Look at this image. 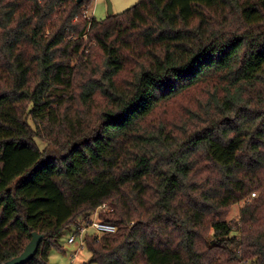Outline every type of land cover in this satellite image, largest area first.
I'll use <instances>...</instances> for the list:
<instances>
[{
	"label": "trees",
	"instance_id": "1",
	"mask_svg": "<svg viewBox=\"0 0 264 264\" xmlns=\"http://www.w3.org/2000/svg\"><path fill=\"white\" fill-rule=\"evenodd\" d=\"M92 3L0 0V264H264V0Z\"/></svg>",
	"mask_w": 264,
	"mask_h": 264
},
{
	"label": "rangeland",
	"instance_id": "2",
	"mask_svg": "<svg viewBox=\"0 0 264 264\" xmlns=\"http://www.w3.org/2000/svg\"><path fill=\"white\" fill-rule=\"evenodd\" d=\"M138 0H93L91 7L89 8V14L96 16L97 18H105L110 15V6L114 14L123 12L127 8L135 5ZM183 101H178V105ZM38 143L41 147H45L46 142L38 139ZM242 203L236 204L232 207L228 219L233 221L239 217V210ZM90 217H93L91 214ZM75 228L67 229L64 235L60 238L61 247H53L49 250V264H88L91 258V252L88 248L83 247L79 252H76L79 248L77 243H69V236L75 232ZM89 234H93L94 230L90 229ZM76 252V254H75Z\"/></svg>",
	"mask_w": 264,
	"mask_h": 264
},
{
	"label": "built area",
	"instance_id": "3",
	"mask_svg": "<svg viewBox=\"0 0 264 264\" xmlns=\"http://www.w3.org/2000/svg\"><path fill=\"white\" fill-rule=\"evenodd\" d=\"M102 210H108L112 211L113 208H111L107 203H104L100 207H98L93 212V217H90L89 219H86L76 230L74 233H72L69 236L68 242L69 243H77L79 245V248L76 252H79L81 248L85 247L86 242V235L88 234V231L90 229L94 230V233L101 236L105 233H112L115 232L117 229V226L115 224L102 221L100 219V211ZM75 252V254H76Z\"/></svg>",
	"mask_w": 264,
	"mask_h": 264
},
{
	"label": "water",
	"instance_id": "4",
	"mask_svg": "<svg viewBox=\"0 0 264 264\" xmlns=\"http://www.w3.org/2000/svg\"><path fill=\"white\" fill-rule=\"evenodd\" d=\"M110 13L113 14L112 6H110ZM45 235L37 231L32 232V238L25 247L24 251L18 256L6 261L4 264H24L32 259L39 251L40 245L44 240Z\"/></svg>",
	"mask_w": 264,
	"mask_h": 264
}]
</instances>
